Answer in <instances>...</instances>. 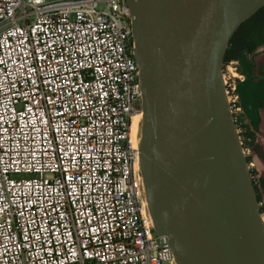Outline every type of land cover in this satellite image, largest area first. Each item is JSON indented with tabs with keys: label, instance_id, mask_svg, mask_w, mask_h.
<instances>
[{
	"label": "built area",
	"instance_id": "obj_1",
	"mask_svg": "<svg viewBox=\"0 0 264 264\" xmlns=\"http://www.w3.org/2000/svg\"><path fill=\"white\" fill-rule=\"evenodd\" d=\"M140 112L127 0H0V264H177L147 209Z\"/></svg>",
	"mask_w": 264,
	"mask_h": 264
},
{
	"label": "water",
	"instance_id": "obj_2",
	"mask_svg": "<svg viewBox=\"0 0 264 264\" xmlns=\"http://www.w3.org/2000/svg\"><path fill=\"white\" fill-rule=\"evenodd\" d=\"M127 1L155 232L177 264H264L262 211L223 78L231 37L264 0Z\"/></svg>",
	"mask_w": 264,
	"mask_h": 264
},
{
	"label": "rangeland",
	"instance_id": "obj_3",
	"mask_svg": "<svg viewBox=\"0 0 264 264\" xmlns=\"http://www.w3.org/2000/svg\"><path fill=\"white\" fill-rule=\"evenodd\" d=\"M240 62L235 60L233 64L237 72H242L235 68V65L240 64ZM242 63L244 68L252 72L253 83L257 92L254 95L255 103L252 108L246 109L238 102L241 107L237 113L238 130L244 134L247 145L245 148L246 155L251 157L248 162L257 184V194H259L261 206L264 205V42L258 44L252 54L244 55ZM262 218L264 221V213H262Z\"/></svg>",
	"mask_w": 264,
	"mask_h": 264
},
{
	"label": "trees",
	"instance_id": "obj_4",
	"mask_svg": "<svg viewBox=\"0 0 264 264\" xmlns=\"http://www.w3.org/2000/svg\"><path fill=\"white\" fill-rule=\"evenodd\" d=\"M264 42V6L255 12L251 17L246 19L235 31L231 37L230 43L228 45L224 64L226 65L232 60H239L242 62V58L246 54H252L257 48L258 44ZM235 65L237 70L242 71L246 74V79L243 82L238 83L237 90L240 94L239 104L243 105L244 108L250 109L254 106L255 100L254 95L257 92L256 87L253 83V74L247 68H244L243 63ZM236 123L239 124L238 116L236 115ZM240 135L242 137L244 148L247 147L244 140V134L241 131ZM248 161L251 160L250 156H247ZM252 172V171H251ZM253 176V172H252ZM254 183L256 190L258 191L257 184ZM258 200L260 202V197L258 194ZM262 213H264V205L260 206Z\"/></svg>",
	"mask_w": 264,
	"mask_h": 264
},
{
	"label": "bare ground",
	"instance_id": "obj_5",
	"mask_svg": "<svg viewBox=\"0 0 264 264\" xmlns=\"http://www.w3.org/2000/svg\"><path fill=\"white\" fill-rule=\"evenodd\" d=\"M142 118H143V111L138 113L134 117V121H133L132 134H133L136 144L139 143Z\"/></svg>",
	"mask_w": 264,
	"mask_h": 264
}]
</instances>
